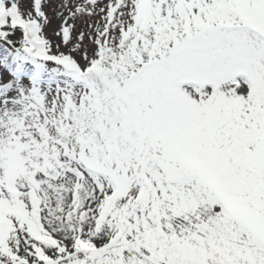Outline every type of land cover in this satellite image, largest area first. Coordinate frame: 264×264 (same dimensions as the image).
Wrapping results in <instances>:
<instances>
[{
	"label": "snow or ice",
	"instance_id": "snow-or-ice-1",
	"mask_svg": "<svg viewBox=\"0 0 264 264\" xmlns=\"http://www.w3.org/2000/svg\"><path fill=\"white\" fill-rule=\"evenodd\" d=\"M0 264H264V0H0Z\"/></svg>",
	"mask_w": 264,
	"mask_h": 264
},
{
	"label": "rangeland",
	"instance_id": "rangeland-1",
	"mask_svg": "<svg viewBox=\"0 0 264 264\" xmlns=\"http://www.w3.org/2000/svg\"><path fill=\"white\" fill-rule=\"evenodd\" d=\"M57 26H58L57 23L54 21L53 28H56ZM49 32L51 33V29L49 30ZM54 39H56V38H54Z\"/></svg>",
	"mask_w": 264,
	"mask_h": 264
}]
</instances>
